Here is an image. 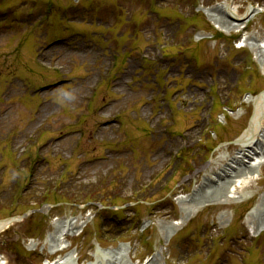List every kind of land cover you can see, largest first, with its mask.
Wrapping results in <instances>:
<instances>
[{
	"label": "rangeland",
	"instance_id": "obj_1",
	"mask_svg": "<svg viewBox=\"0 0 264 264\" xmlns=\"http://www.w3.org/2000/svg\"><path fill=\"white\" fill-rule=\"evenodd\" d=\"M225 6L260 13L227 35L204 13ZM0 14V220L27 214L0 234L3 264H115L121 246L127 264L162 248L157 264H264V162L165 242L242 151L264 55L239 43L264 40V0H0ZM63 220L87 225L51 255Z\"/></svg>",
	"mask_w": 264,
	"mask_h": 264
},
{
	"label": "bare ground",
	"instance_id": "obj_2",
	"mask_svg": "<svg viewBox=\"0 0 264 264\" xmlns=\"http://www.w3.org/2000/svg\"><path fill=\"white\" fill-rule=\"evenodd\" d=\"M221 9L222 8L219 9L217 7H214L211 9H206L204 13L218 31L227 35L231 34L232 31L241 28L243 24H239L240 21L246 19H254L255 16L259 13L258 9L249 8L247 13L243 17H240L238 15L236 16L234 13L237 8L235 6H230L228 9L229 12L232 15L234 13L237 21H239L237 23H232L226 18V16L222 14V12L220 11ZM244 42L247 46H250L256 53H261L264 55V40H255L254 38L247 37ZM47 57H49V54H47ZM130 72L131 68L129 70H126L124 75L115 82L116 88L123 89L126 86V78L130 75ZM93 77L98 78V73L96 72V75H90L81 80L76 88L79 89L84 84H86V90L89 91V89L91 88V85L89 83L91 80H93ZM125 98L126 97H124V99ZM246 100L247 102L254 103L255 111L248 129L242 136V140L239 143L242 146L240 155L234 158L233 162L228 166V168L224 169L222 174H218L216 184H207L205 186V195L202 194V197L205 196V198L202 202L195 206L188 205V207L184 209L185 215L183 216L181 221L172 224L173 230L168 233L165 239L166 244L172 241L177 230L183 227L189 220L192 219L193 216H195L205 207H208L210 205H227L236 201L238 199L237 195L242 193L241 189L245 187L244 185L254 180L255 175L251 171L256 167H261V165L263 164L264 159H262L261 156L264 155V94L257 98L247 97ZM115 104L118 105L119 101H116ZM12 114L14 115V113ZM109 129H113V126L101 125V127H99L98 129V133H103L106 135L109 132ZM92 138L95 137L92 136ZM51 147H53V145H50V148ZM54 147H56V149H59L61 145L59 143H55ZM229 183L231 184L229 185ZM234 184H236L234 192L229 191L231 185ZM223 186L224 192L228 191L229 193L222 198L214 199L216 197L217 190H219ZM210 197L213 199H210ZM261 210H264V204L256 208L253 212V215ZM85 224H87V222L79 226L77 222L74 221H60V230L58 231V233L49 234L46 240V244L49 245L50 249L52 250L51 254H55L68 249L69 246L65 245L66 240L64 239V237L66 235H78L80 229L85 227ZM7 226V224H0V233L5 230ZM258 227L259 228L257 229L255 228V231H257L258 233L264 231V225L261 224L258 225ZM35 246H37V243L35 244ZM123 249L124 248L121 246L114 251H107L105 254L112 256L115 264H127V262L124 261L126 254L123 252ZM163 252V248L158 250L156 255L151 258L149 263L157 264ZM74 261L75 260H73V256L70 257V255H67L65 258L57 260L54 264H75L73 263ZM0 264H3L1 262V259Z\"/></svg>",
	"mask_w": 264,
	"mask_h": 264
},
{
	"label": "water",
	"instance_id": "obj_3",
	"mask_svg": "<svg viewBox=\"0 0 264 264\" xmlns=\"http://www.w3.org/2000/svg\"><path fill=\"white\" fill-rule=\"evenodd\" d=\"M264 94V93H263ZM262 94V95H263ZM15 220H17V219H7V220H4V221H0V224H10V223H12L13 221H15Z\"/></svg>",
	"mask_w": 264,
	"mask_h": 264
}]
</instances>
